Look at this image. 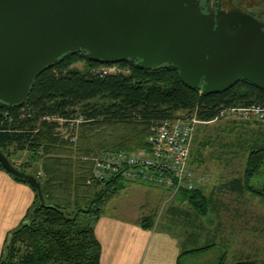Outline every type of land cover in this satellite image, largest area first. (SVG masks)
Masks as SVG:
<instances>
[{
    "label": "trees",
    "instance_id": "trees-1",
    "mask_svg": "<svg viewBox=\"0 0 264 264\" xmlns=\"http://www.w3.org/2000/svg\"><path fill=\"white\" fill-rule=\"evenodd\" d=\"M80 61H85V70L75 66ZM115 63L123 72L102 74L96 69L106 63L86 51L68 52L39 74L23 104L10 106L0 101V149L7 156L12 147L28 150L31 160L42 161L43 176L31 174L41 181L45 200L38 207L34 189L35 202L9 235L0 264H100L102 246L94 224L108 201L131 182L119 176L94 179L96 157L109 151L148 149L153 126L164 119L196 116L211 121L232 107L264 106V90L246 79L207 94L200 86L185 83L172 64L148 68L139 59ZM77 117L85 121L70 126L66 133L58 130L59 118ZM0 168L6 170L1 162ZM261 175L264 140L252 147L244 177L233 179L224 188L264 199V184L258 188L252 185L254 179L263 182ZM182 192L191 210L172 207L169 215L174 223H185L184 245L192 246L182 249L178 264H191L184 259L201 256L218 245L219 228L206 231L202 219L208 217L213 199L201 189ZM156 218L154 214L144 216L140 225L152 229ZM203 240L207 243L200 246ZM227 257L224 252L211 264H226ZM234 264L260 263L244 259Z\"/></svg>",
    "mask_w": 264,
    "mask_h": 264
},
{
    "label": "water",
    "instance_id": "water-1",
    "mask_svg": "<svg viewBox=\"0 0 264 264\" xmlns=\"http://www.w3.org/2000/svg\"><path fill=\"white\" fill-rule=\"evenodd\" d=\"M75 51L106 64H172L207 94L240 79L264 90V23L248 12L215 17L204 0H0V101L23 104L39 74ZM0 162L44 205L36 175L1 149Z\"/></svg>",
    "mask_w": 264,
    "mask_h": 264
},
{
    "label": "rangeland",
    "instance_id": "rangeland-1",
    "mask_svg": "<svg viewBox=\"0 0 264 264\" xmlns=\"http://www.w3.org/2000/svg\"><path fill=\"white\" fill-rule=\"evenodd\" d=\"M204 5L214 12L217 9H241L264 21V0H204ZM75 66L85 70L87 65L80 61ZM117 66L120 68L118 64L110 63L108 68L119 70ZM117 128L123 129L122 126ZM58 130L64 133L66 128ZM263 140L264 121H244L225 114L224 117L196 123L191 145L193 158H190L189 166L196 172L197 181L194 183L197 182L198 186L192 189H201L204 195L213 199L208 217L202 219L206 231L219 228V237L218 245L212 251L191 257L188 260L191 264H211L224 252L228 253L226 264L244 259L264 264V199L249 192L240 195L224 188L233 179L244 177L252 147ZM8 157L19 169L25 168L29 173L43 176L42 161L31 160L28 150L12 147ZM261 178L263 182L254 179L252 185L256 188L263 186L264 175ZM127 187L112 199L109 211H121L126 214L124 216L133 217L141 212L144 204L146 215L154 212L157 216L158 228L168 227L184 234L185 223L178 220L174 223L169 210L172 207L191 210L190 202L182 192L186 188L175 190L142 183H129ZM205 242L203 240L200 246ZM184 248L192 246L184 245Z\"/></svg>",
    "mask_w": 264,
    "mask_h": 264
},
{
    "label": "crops",
    "instance_id": "crops-1",
    "mask_svg": "<svg viewBox=\"0 0 264 264\" xmlns=\"http://www.w3.org/2000/svg\"><path fill=\"white\" fill-rule=\"evenodd\" d=\"M35 199L36 193L28 183L0 168V258L9 235L25 220ZM112 199L95 225L102 246L100 264H178L186 239L183 233L168 227L158 228L157 220L154 228L144 229L140 225L142 217L148 216L144 204L140 213L124 216L121 211L108 210ZM194 256L190 255L184 262H190Z\"/></svg>",
    "mask_w": 264,
    "mask_h": 264
},
{
    "label": "built area",
    "instance_id": "built-area-1",
    "mask_svg": "<svg viewBox=\"0 0 264 264\" xmlns=\"http://www.w3.org/2000/svg\"><path fill=\"white\" fill-rule=\"evenodd\" d=\"M109 66L102 65L96 71L102 74L123 72L118 66L119 70L108 68ZM225 114L244 121H264V106L232 107L222 112L220 117H224ZM84 121L83 117L68 120L59 118L62 127L66 123L69 124V127L64 126L66 128L64 133ZM200 121L193 116L157 122L149 137L148 149L109 151L96 157L94 179L105 181L113 176H119L131 183L153 184L175 190L196 188L198 186L197 182L194 183L197 181L196 172L189 166V161L196 123ZM72 140L75 141L76 137L74 136Z\"/></svg>",
    "mask_w": 264,
    "mask_h": 264
},
{
    "label": "flooded vegetation",
    "instance_id": "flooded-vegetation-1",
    "mask_svg": "<svg viewBox=\"0 0 264 264\" xmlns=\"http://www.w3.org/2000/svg\"><path fill=\"white\" fill-rule=\"evenodd\" d=\"M207 8V7H206ZM207 10H208V12L209 13H211V14H213L215 17H217V14H218V11L219 10H222V9H217V11H210L208 8H207ZM233 10H241V9H233ZM223 12H228V11H224V10H222ZM229 11H232V10H229ZM242 11H244V10H242ZM245 12H247V11H245ZM248 13H250V12H248ZM250 14H252V15H254L256 18H258L262 23H264V21L260 18V17H258V16H256L255 14H253V13H250Z\"/></svg>",
    "mask_w": 264,
    "mask_h": 264
}]
</instances>
